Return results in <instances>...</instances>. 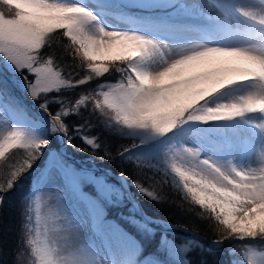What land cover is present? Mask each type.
<instances>
[{
	"label": "snow or ice",
	"instance_id": "snow-or-ice-1",
	"mask_svg": "<svg viewBox=\"0 0 264 264\" xmlns=\"http://www.w3.org/2000/svg\"><path fill=\"white\" fill-rule=\"evenodd\" d=\"M0 5H3L0 8V57L14 71L27 69L34 76L33 81L24 77L23 82L33 99L39 98L41 94L59 91L61 87L79 86L93 78L89 74L86 80H77L73 85L70 79L63 78L61 72L53 67L51 58H41L40 50L49 43L50 34L55 30H63V35L77 45L75 52L80 53L82 50L81 60L86 62V69L96 75L109 72L107 64L97 62L99 54L112 52L116 45L127 49L123 55L108 57L109 60L126 62L125 68L117 69L124 77L120 83L94 96L84 94L73 105L78 110L91 100L93 111L99 110L101 117L107 116V121H101L106 127L122 130L126 136L139 140L138 144L133 143L131 147L124 148L119 153L121 156L131 153L133 149L147 148L153 144L150 142L167 138V134L171 133L172 138L164 149L185 131L186 126L196 128L202 122L233 118H243V122L252 127L254 134H259L264 141V2L259 11L238 7L230 2L217 5L223 10L226 19L235 13L243 17L244 21L251 22L250 25H244L242 33L225 31L223 28L212 29V35L226 40L240 38L243 41L241 44L220 46L218 41V46L198 44L174 61H165L167 66L158 69H154L153 64L159 63L162 42L151 30L133 28L109 31L97 11L72 0H0ZM97 5L104 17L109 15L106 11L109 8L189 10L186 5H177L175 0H132L126 5L97 2ZM121 15L125 16L124 13ZM251 25L260 27L257 29ZM206 60L217 61L222 67L187 76L183 74L184 69ZM244 82L250 86L242 94L229 102L209 104V99L217 93ZM199 101H203V104ZM49 104H59L60 110L49 112ZM106 107L115 112L114 117L105 112ZM40 108L48 116L50 126L46 134L33 131L30 127H13L0 140V157L5 155L7 149L17 146L27 151L24 162L19 166L14 165L10 178L6 183H0V193L12 189L21 174L42 155V149L52 143L47 138L50 133L65 136L67 144L74 147L73 137L68 135V126L62 119L70 111L64 106L63 100L44 99ZM257 112L262 122L253 124L252 118L247 117ZM82 128L83 125H77L74 131L79 133ZM82 139L88 145L100 147L96 138ZM161 151H137V155L151 160ZM186 151L198 155V151ZM175 160L173 156L168 167L179 186L207 212V217L203 213L201 217L214 221L209 225L213 238L206 247L200 240L171 245L164 236L160 242L167 246L170 258L162 259L157 264H220L215 258L205 257H215L226 242L244 240L245 237L259 238V242L264 245V155L258 163L243 166L204 159L199 161L204 166L199 172H193L192 169L185 171L177 166ZM121 179H126L123 173ZM48 183L56 185L57 192L77 201L81 207L78 213L81 222L89 224L99 241L74 235L71 229L76 221L65 216V244L72 249L71 254L62 255L54 244H50L47 239L41 240L37 230L30 243L38 264H152L147 257L139 259L142 251L140 244L115 221L106 217L103 205L82 192L80 176L74 170L64 166L58 175L54 173L48 177ZM140 190L146 191L143 188ZM3 199L0 196V202ZM37 220H40L39 216ZM133 223L139 222L133 220ZM155 223L158 221L145 217L144 223L139 226L152 232L149 225ZM45 229L47 234V222ZM194 248L200 250L199 255L187 258ZM245 257L242 262L234 259L231 264H264V248L256 251L246 243Z\"/></svg>",
	"mask_w": 264,
	"mask_h": 264
},
{
	"label": "trees",
	"instance_id": "trees-1",
	"mask_svg": "<svg viewBox=\"0 0 264 264\" xmlns=\"http://www.w3.org/2000/svg\"><path fill=\"white\" fill-rule=\"evenodd\" d=\"M112 4L126 5L129 0H105ZM113 1L115 3H113ZM217 5L225 2L232 3V0H210ZM106 2V3H110ZM177 5H185L186 0H177ZM3 5H0L2 8ZM113 14H120L122 20L126 22L128 19H138L144 14L159 12L161 16L166 18H177L185 16L189 18L196 17L193 11H184L178 8H156L143 9L139 7H125L123 9L109 8ZM184 11L191 16L184 15ZM124 13L125 16H122ZM201 14V13H198ZM140 16V17H139ZM232 20L242 19L238 14L233 13ZM251 24V22L246 21ZM194 28V27H193ZM192 27L186 28L192 32ZM201 33L199 36L208 38L214 44H217V39L211 34H206L205 30L198 28ZM196 33V32H195ZM198 35V34H197ZM219 45H221L219 43ZM77 45H74L67 37L63 35V30H55L50 34L49 43L40 50L42 59L51 58L53 67L61 72L65 79H70L73 85L77 80L85 79L89 74L92 79L84 84L75 87H61L59 91H52L47 94H41L37 98L39 107L44 99L52 100L59 98L63 100L64 106L68 109L69 115L63 116L65 124L68 126V135L72 136V145L67 144V138L63 136L66 142L65 153L68 157L59 154L60 136L59 133L49 134V139L52 143L42 149V155H39L31 165L21 174L18 180L14 182L12 189L7 192L0 193L3 196V202H0V264H38L35 253L32 252L30 243L33 236L32 211L30 203L32 202V177L34 174L42 172L45 169V164L49 158V153H54L57 159L64 165L73 170H81L83 166H90L88 161L96 163L97 166L121 175L123 173L127 189L133 199L138 204L139 209L147 216L155 220L167 221L179 227L190 229L196 234L210 241L213 234L209 229V225L214 223L213 220L202 218L201 213L207 217V212L202 206L196 202L185 192V190L177 183V178L165 170L154 160L139 159L131 153H125L121 156L119 153L126 147H131L133 143H139L138 139L126 136L122 130L106 127L107 116L101 117L99 110L93 111L91 100L86 101L78 110L73 107L75 101L82 95L88 94L94 96L99 91H105V85L121 81L124 77L117 69L125 68L126 62L109 60L108 58L97 57V62L105 63L109 67L108 73L96 75L89 73L86 69V62L81 60L82 50L80 53L74 51ZM125 54V53H124ZM123 55V54H122ZM24 78V77H23ZM28 79V78H27ZM29 80V79H28ZM1 89V88H0ZM2 98V95H0ZM102 99V98H101ZM211 99V98H210ZM209 99V101H210ZM203 104V101H199ZM5 104L8 108L18 116H26L30 120L44 127L47 125V120L38 114H33L28 108L18 102L14 97L7 100ZM60 110L59 104H49L48 111L56 112ZM105 112L110 116H115L113 110L105 108ZM187 115V113H185ZM208 122L205 125H209ZM83 125L79 133L74 131L75 126ZM239 126V124L236 123ZM250 127V126H248ZM252 128V127H251ZM48 129V126L46 127ZM47 132V131H46ZM82 137L89 139L96 138V142L100 145L96 148L93 145H88ZM215 140L219 139L214 137ZM27 156V151L19 146L6 150L5 155L0 157V183H6L10 178V173L13 171V166H19L24 162ZM88 169V167H86ZM98 174V173H97ZM109 181H116L108 178ZM139 186V187H138ZM146 189L141 191L140 189ZM84 191L90 196L96 198L104 207L106 217L115 221L126 232L136 238L142 248L139 259L144 260L147 256H152L156 260L167 259L164 257V252L161 251L159 240L162 235L171 237L174 241H182L188 234L181 229L164 230L155 224L149 225L153 231L151 235H141L136 229L127 222L130 216L137 217V213L128 199L123 197L121 204L105 205L101 202L97 192L92 186L86 185ZM149 193L151 195H149ZM29 217L30 219H26ZM170 234L169 232H172ZM168 233V234H167ZM207 247V245L205 244ZM262 249L261 246L257 245ZM215 257L206 256L205 258H215L220 264H231L234 256L231 253L232 244L225 243ZM199 249H193L187 254V258L199 255Z\"/></svg>",
	"mask_w": 264,
	"mask_h": 264
},
{
	"label": "rangeland",
	"instance_id": "rangeland-1",
	"mask_svg": "<svg viewBox=\"0 0 264 264\" xmlns=\"http://www.w3.org/2000/svg\"><path fill=\"white\" fill-rule=\"evenodd\" d=\"M176 1L177 0H175V2ZM72 2L83 3L86 6L92 8L94 12L97 11V14L101 15L102 22L106 23L108 26L109 31H127L133 28H144L153 31L156 38L160 39L162 42L159 63L153 64L154 69H158L161 66H167L165 61L168 63L174 61L182 54H186L190 48L198 44L207 43L209 46H218L217 44L211 42L210 39L204 38L201 35L199 36L201 33L198 31V28H201L203 31L205 30L206 34L212 35L213 28H223L225 31L235 30L238 33H242L244 31V25H250V23L239 18L232 20V18L229 17L226 19L223 10L210 0H186L185 5L188 6V11H193L197 15L194 18L185 16L166 18L161 16L159 12H155L148 14L146 13L142 15V17L139 16L140 18L138 19H128L129 21L127 22L121 19L120 14H113L108 11L109 9L106 10L109 13V15L106 17H104L99 12L97 2L110 1L72 0ZM131 2L132 0H129V3ZM262 2H264V0H232V4H235L238 7L257 11L260 10ZM113 3L115 2L113 1ZM181 12L184 15L191 16L184 11ZM251 26L257 29L260 27L258 25ZM188 27H194L192 32H189V30L186 29ZM215 37L221 44L220 46L225 44H241L243 42L240 38L226 40L221 39L218 36ZM126 52V48L121 45H116L112 52H104L99 54L97 57L108 58L111 55H122ZM0 64L6 70V72L10 73V76H7L3 70L0 69V95H2V98L0 97V140H2L4 135H6V133L13 127H30L33 131L46 134V127L48 126L49 128L50 126L49 121L46 127H44L30 120L26 116H18L5 104L7 100H10V98L14 97L15 99L19 100L21 104L31 107V103L24 100L25 93H27L29 98H32L29 90L24 86V84L22 89L17 87L15 85V79L23 83V77H27L29 81H33L34 76L30 75L27 69L14 71L8 63L4 62L3 57H0ZM219 67H222L219 62L206 60L198 62L195 67L184 69L183 74L187 76L197 72H209ZM118 83H120V81L106 84L105 91ZM249 86L250 85L248 82H244L226 88L220 93H217L211 97L209 104L214 105L219 101L229 102L235 96L245 92ZM248 115L249 117L247 118H252L253 124L262 122L258 112L250 113ZM209 122L212 123L205 125L208 122H202L195 126L196 128L186 126L185 131L178 134V137L169 143L164 149L163 147L172 138L171 133L167 134V138H161L158 141L150 142L153 144L147 148L141 147L139 150H134L133 154L139 159H145L143 157H138L137 151L159 152L163 149L159 154L156 155L154 159L151 160H154L171 174L173 173L171 172L168 165L172 162L173 156L176 157L175 163L178 167H181L185 171L192 169L193 172H199L204 168L203 165L199 164V161L204 159H210L211 161L217 162L219 164L235 163L238 166H243L247 163H258L260 161L262 155H264V141L261 140L259 134H254L253 128L248 127L249 125L243 122V118H233L231 120L226 119ZM236 123L239 124V126L236 125ZM59 136V148H61V152H63V150L65 151L66 142L64 141V138L61 134H59ZM216 136L218 139L220 137L225 139L215 140L214 137ZM47 138H49V135ZM62 142L63 144L61 146ZM187 149H192L193 152L198 151V155H192V153L186 151ZM63 167L64 165L57 159L54 153H51L47 163L45 164V169L42 172L34 174L32 177V187H34V189L30 207L33 213L32 223L34 238L38 230L41 240L47 239L50 244H54L58 249L61 250L62 255L69 256L72 249L65 244V236L67 235V233L64 231L65 225L67 223V221L63 219L65 216L76 221V225H74L71 229L74 235L85 240L95 239L99 241V238L94 235L87 222H81L80 216L78 215V213L81 212V207L77 201L72 197L65 195L64 193L57 192V186L48 183V177L54 173L58 175ZM86 167L89 166H83L81 167V170H74L80 176V187L82 192L89 195L88 192L84 191V187L86 185H91L92 188L96 190L97 195L103 204H121L124 197V192L119 183L117 181H109V179L102 173L92 171ZM131 208L133 207H130V209ZM38 216L40 217L39 221L37 220ZM133 220L139 223H133ZM46 222L47 234H45ZM127 222L141 235L152 234V232H147L139 226V224L144 223V219L139 215H137V217H128ZM155 226H159L162 229V225L160 223H155ZM169 233L174 235L173 231ZM128 234L132 236L130 233ZM162 237H164V235L160 237L159 246L161 251L164 252L163 256L169 259L170 257H168L167 246L160 242ZM166 238L168 244L171 245H181L188 240H195L189 235L184 237L182 241H174L168 236H166ZM134 239L138 242L136 238ZM246 243V241L231 242L233 246L231 253L235 257V260L242 262L246 258ZM249 246L253 247L256 251L262 250L254 245L249 244ZM261 248L264 247L261 246ZM147 258L152 262V264H157L158 262V260L152 256H147Z\"/></svg>",
	"mask_w": 264,
	"mask_h": 264
},
{
	"label": "water",
	"instance_id": "water-1",
	"mask_svg": "<svg viewBox=\"0 0 264 264\" xmlns=\"http://www.w3.org/2000/svg\"><path fill=\"white\" fill-rule=\"evenodd\" d=\"M0 68L4 70V72L6 73L7 76H10V73L6 72V70L1 66V64H0ZM33 104L36 106V102H35L34 99H33ZM36 112L39 113V114H42V115L45 116V117H48L47 114H46L44 111H42L41 108H39V107H36ZM62 144H63V142L61 143V146H62ZM61 154L64 155L63 152H61ZM72 160H75V159L73 158ZM88 162L92 165V167L90 168L91 170H93V171H98V172L102 173L103 175H105V176H107V177H111V178L115 179V180L119 183V185H120V187L122 188V190H123L125 196H126L127 199L131 202L132 206L134 207L135 211L139 214L140 217H142L143 219H144L145 217H149V216L145 215L144 213H142V212L140 211V209H139L137 203H136L135 201H133L132 196L129 194V192H128L127 188H126V185H125V179L122 180V179H121V175H119V174H115V173H113V172H111V171H108V170H105V169H103V168H100V167H98V166H97L94 162H92V161H88ZM150 218H151V217H150ZM155 221H158L159 223H161V224L164 226V228H180V227H178V226H176V225H171V224H170L169 222H167V221H163V220H155ZM173 226H176V227H173ZM182 229H183V231H184L185 233H187L189 236H191V237L194 238L195 240H200L202 243L207 244L208 240H207L206 238H204V237H202V236L196 234L195 232L191 231L190 229H187V228H182ZM239 241H246V242H247L248 244H250V245L260 244L262 247H264V245H262V244L259 242L258 239L244 238V240H239V239H237V240H234L233 242H239ZM226 243H227V242H226Z\"/></svg>",
	"mask_w": 264,
	"mask_h": 264
},
{
	"label": "bare ground",
	"instance_id": "bare-ground-1",
	"mask_svg": "<svg viewBox=\"0 0 264 264\" xmlns=\"http://www.w3.org/2000/svg\"><path fill=\"white\" fill-rule=\"evenodd\" d=\"M15 85H16L17 87H19L20 89L23 88V83L20 82V81H17V79H15Z\"/></svg>",
	"mask_w": 264,
	"mask_h": 264
}]
</instances>
